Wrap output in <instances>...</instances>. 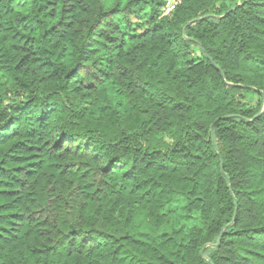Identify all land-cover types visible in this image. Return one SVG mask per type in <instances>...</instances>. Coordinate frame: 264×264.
<instances>
[{
    "label": "trees",
    "instance_id": "trees-1",
    "mask_svg": "<svg viewBox=\"0 0 264 264\" xmlns=\"http://www.w3.org/2000/svg\"><path fill=\"white\" fill-rule=\"evenodd\" d=\"M0 0V264H264V0Z\"/></svg>",
    "mask_w": 264,
    "mask_h": 264
},
{
    "label": "built area",
    "instance_id": "built-area-1",
    "mask_svg": "<svg viewBox=\"0 0 264 264\" xmlns=\"http://www.w3.org/2000/svg\"><path fill=\"white\" fill-rule=\"evenodd\" d=\"M180 2H181V1H179V2H177V3H172L171 0H168L167 5H166V7H165V9H164L165 13H166V14L170 13V12L175 8V6H176L178 3H180Z\"/></svg>",
    "mask_w": 264,
    "mask_h": 264
},
{
    "label": "rangeland",
    "instance_id": "rangeland-1",
    "mask_svg": "<svg viewBox=\"0 0 264 264\" xmlns=\"http://www.w3.org/2000/svg\"><path fill=\"white\" fill-rule=\"evenodd\" d=\"M171 1H172V3H177V2H179L181 0H171Z\"/></svg>",
    "mask_w": 264,
    "mask_h": 264
}]
</instances>
